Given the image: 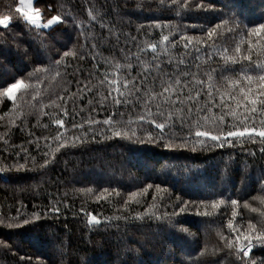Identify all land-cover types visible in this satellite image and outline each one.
Returning <instances> with one entry per match:
<instances>
[{"label":"trees","instance_id":"16d2710c","mask_svg":"<svg viewBox=\"0 0 264 264\" xmlns=\"http://www.w3.org/2000/svg\"><path fill=\"white\" fill-rule=\"evenodd\" d=\"M182 2L33 0L37 26L16 11L19 0H0V16L11 17L0 26V264H264V244L242 258L221 238L236 235L227 227L233 199L238 231L248 220L264 222V144L245 138L219 147L193 138L185 145L187 123L161 133L138 119L137 100L161 90L157 64L173 80L183 72L205 82L212 75L223 91V77L238 78L247 62L225 71L221 53L247 49L248 29L264 23V0ZM56 15L61 20L45 27ZM210 29L218 33L213 40ZM163 35L166 51L147 48ZM117 74L143 80L122 106L101 83ZM17 80L25 87L13 100L4 88ZM110 117L120 124H104Z\"/></svg>","mask_w":264,"mask_h":264},{"label":"snow or ice","instance_id":"6c2138e0","mask_svg":"<svg viewBox=\"0 0 264 264\" xmlns=\"http://www.w3.org/2000/svg\"><path fill=\"white\" fill-rule=\"evenodd\" d=\"M19 3L26 7H18L16 11L19 12L27 22L38 26L41 21V12L39 8L32 7L33 0H19ZM172 3L176 5L178 0H172ZM187 6V0H183L180 4V7ZM89 15H91V12ZM92 19L94 20L95 16H92ZM10 20V16H0V26L6 29L10 24ZM60 20V16H52L48 19L45 27ZM214 34L218 35L216 29H210L207 32L208 40H213ZM184 39L187 38L185 37ZM168 41L169 36L163 35L159 44L149 43L147 44V48L155 52L158 47L164 46L166 51V42ZM191 43L192 40L188 39L184 47L187 48ZM197 43L205 42L197 41ZM243 43H245V41H241V44ZM246 43L248 45L246 50H242L240 44L236 45L234 49L235 55H225L228 49H224L221 53L226 65L225 71L231 70L228 67L229 65L247 62V67L241 69L238 78L229 76L223 77L226 83V87L223 91L219 88H215L212 75H208L207 82H205L204 80H197L196 74L183 72L177 75L173 80L172 75L164 72L161 65L157 64L156 69L161 79V90L157 92L148 89L144 92L143 97L137 96V100L141 102L139 105L140 111L143 113L139 115L138 119L141 122L147 120L150 125L161 130V133H163L166 127H174L177 121L181 127L187 123V136L183 140L185 145L193 138L201 145L204 144L205 140L210 139L216 142L219 147H223L225 144L232 145L235 141H243L245 138L253 142L258 139L261 144H264V23L257 24L248 29ZM140 51L144 52L145 49H140ZM254 55L256 59H253ZM64 56L75 57L76 53L66 51ZM153 59L156 58L153 57ZM208 59H211V56H209ZM171 63L172 61L169 60V64ZM177 63L178 65L183 64V60ZM55 64L59 66L60 61H55ZM120 67V65H117L118 69ZM131 67L132 66L129 64L128 68ZM197 68H199V65H197ZM37 71H40V69H37ZM59 75L60 72L56 71L52 79L54 80ZM189 75L192 77L191 81L181 79V76L188 77ZM105 81H107L110 89L108 96H111L116 106L127 104V96L142 91L143 80L137 83L135 77L129 80L127 77H121L117 74L111 80H108V77L105 76L104 81H101V83ZM196 85H200V87L197 89ZM24 87V81L17 80L15 83H11L4 88V94L14 100L16 98V93ZM122 88L124 91L121 90ZM186 90L188 92L187 95H185ZM214 90L218 95H214ZM113 93H115V95ZM57 99L62 98L57 97ZM103 99H107V97ZM153 109H155V111H153ZM54 123L60 127L64 126L63 119H56ZM103 123L111 125L112 127H116L120 124L119 121L114 120V117L104 120ZM121 134L122 131H115V135L120 136ZM132 135L135 136L136 133L133 131ZM147 135L149 139H154L151 133ZM61 138L62 137L58 136L57 140ZM163 138V135H161L160 139L162 140ZM60 146L63 147V145ZM168 146V144H165V147ZM261 151H264V148H262ZM45 155H47V153H45ZM48 163L49 161L45 159L44 165ZM22 166L23 165H21V167ZM148 187L150 188L152 186L148 185ZM156 187L159 191L160 186L157 185ZM146 190L147 189H145V191ZM136 195L137 193L133 192L130 194V198ZM224 203L223 200L213 202L212 207L219 208L220 205ZM230 203L233 206V211L231 213L233 219L227 221V227L232 230V232L236 233V235L234 240L226 239L223 236H221V238L225 239L227 248L232 249L235 245L237 255L242 258H249L254 243L264 244V222L258 227L257 224L248 220L246 230H243L245 226L242 225L241 230L238 231L234 224V219L238 215L236 205H238L239 201L233 199ZM53 211L59 212V209L56 208L53 209ZM180 211H184V209L181 208ZM253 211H255V209H253ZM23 222L27 224L29 221L24 220ZM89 222L100 223L99 219L94 214H90ZM251 264H255V261H252Z\"/></svg>","mask_w":264,"mask_h":264},{"label":"rangeland","instance_id":"374dc122","mask_svg":"<svg viewBox=\"0 0 264 264\" xmlns=\"http://www.w3.org/2000/svg\"><path fill=\"white\" fill-rule=\"evenodd\" d=\"M19 7H26V6L19 5ZM32 7H33V3H32ZM40 24H41V23H40Z\"/></svg>","mask_w":264,"mask_h":264}]
</instances>
